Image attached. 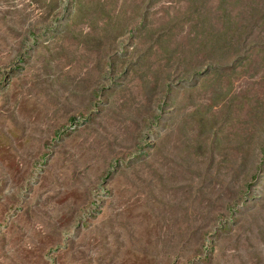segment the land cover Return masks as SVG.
I'll return each mask as SVG.
<instances>
[{
    "label": "rangeland",
    "instance_id": "374dc122",
    "mask_svg": "<svg viewBox=\"0 0 264 264\" xmlns=\"http://www.w3.org/2000/svg\"><path fill=\"white\" fill-rule=\"evenodd\" d=\"M0 264H264V0H0Z\"/></svg>",
    "mask_w": 264,
    "mask_h": 264
}]
</instances>
